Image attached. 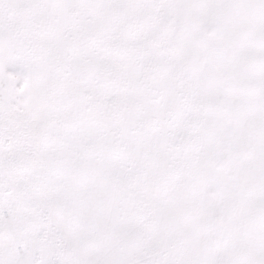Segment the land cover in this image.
<instances>
[{"label": "snow or ice", "instance_id": "obj_1", "mask_svg": "<svg viewBox=\"0 0 264 264\" xmlns=\"http://www.w3.org/2000/svg\"><path fill=\"white\" fill-rule=\"evenodd\" d=\"M0 264H264V0H0Z\"/></svg>", "mask_w": 264, "mask_h": 264}]
</instances>
